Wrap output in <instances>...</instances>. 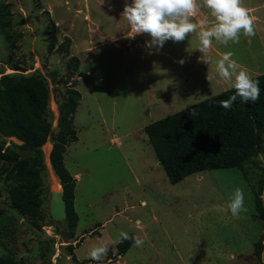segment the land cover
Wrapping results in <instances>:
<instances>
[{
  "label": "rangeland",
  "instance_id": "374dc122",
  "mask_svg": "<svg viewBox=\"0 0 264 264\" xmlns=\"http://www.w3.org/2000/svg\"><path fill=\"white\" fill-rule=\"evenodd\" d=\"M125 2L132 0H0L11 9L10 30L21 33L12 46L0 28V76L43 77L56 131L62 104L74 89L81 92L73 114L79 139L64 154L77 182L76 228H58L49 214L50 191L63 187L50 162L49 140L43 147V220L11 207L13 182L0 170V208L14 218L0 249L22 264H264L255 253L256 242L264 241L255 204L257 193L264 201V150L241 169H207L172 183L145 131L151 122L229 89L216 71L226 53L251 77L264 73V0H243L255 36L241 34L239 43L228 45L213 40L205 54L197 49V33L159 49L146 47L147 34L129 37L121 16ZM192 20L206 28L215 23L206 8ZM237 188L247 210L233 216L228 203ZM121 233L144 243L120 253ZM101 243L108 249L102 260L88 258Z\"/></svg>",
  "mask_w": 264,
  "mask_h": 264
},
{
  "label": "trees",
  "instance_id": "16d2710c",
  "mask_svg": "<svg viewBox=\"0 0 264 264\" xmlns=\"http://www.w3.org/2000/svg\"><path fill=\"white\" fill-rule=\"evenodd\" d=\"M11 14L7 4H0V28L13 46L21 33L10 30ZM55 28L52 21L51 50L57 41ZM252 78L258 80L260 86V98L255 102L243 103L237 98L230 109L220 107L219 101L235 94V90L229 88L145 127L159 162L172 183L207 169H241L264 150V73ZM80 98L81 92L74 89L62 104L56 131L47 115L50 92L43 77L4 72L0 76V136L3 138L0 160L4 161L0 170H7L5 179L13 182L9 191L11 207L23 214L45 218L43 172L47 170V161L43 147L51 140L50 162L61 178L68 211L66 225L72 229L79 222L75 207L77 182L64 162V154L67 145L79 139L73 114ZM26 151L31 154L24 155ZM255 204L257 215L264 219V201L259 193ZM12 222L14 218L0 208V243ZM128 236L135 237L133 234ZM133 243L131 239H122L117 244L119 252L126 253ZM255 253L258 258H264L263 239L256 242ZM0 264L22 262L12 252L0 249Z\"/></svg>",
  "mask_w": 264,
  "mask_h": 264
},
{
  "label": "clouds",
  "instance_id": "9594fccd",
  "mask_svg": "<svg viewBox=\"0 0 264 264\" xmlns=\"http://www.w3.org/2000/svg\"><path fill=\"white\" fill-rule=\"evenodd\" d=\"M199 8L209 9L215 23L205 27L203 22H193ZM121 16L127 21L131 35L147 34L150 40L145 42L148 48H162L168 40L174 43L183 42L192 33L198 34V50L205 54L212 46L213 40L224 45L239 43L240 36H255L254 20L244 6L243 0H132L125 2ZM199 30V31H198ZM183 63V59L179 61ZM207 63V61H205ZM219 77L228 82L235 94L226 100L219 101V106L230 109L240 99L243 103L255 102L260 98L259 81L231 58V53L224 54L216 61ZM207 78V77H206ZM192 115H195L193 112ZM228 208L233 216L246 211L244 192L237 188L229 197ZM123 239H131L136 247L144 241L138 237H129L121 233ZM107 246L98 244L88 251V258L101 261L107 254ZM264 255V254H262Z\"/></svg>",
  "mask_w": 264,
  "mask_h": 264
},
{
  "label": "water",
  "instance_id": "95a60500",
  "mask_svg": "<svg viewBox=\"0 0 264 264\" xmlns=\"http://www.w3.org/2000/svg\"><path fill=\"white\" fill-rule=\"evenodd\" d=\"M54 182L56 184V177H53ZM57 179L61 180L60 176L57 175ZM54 188L50 191L48 205H49V213L52 216L54 222L60 227L63 226L67 222V202L64 198V188H56V185L53 186Z\"/></svg>",
  "mask_w": 264,
  "mask_h": 264
},
{
  "label": "crops",
  "instance_id": "0c3cea01",
  "mask_svg": "<svg viewBox=\"0 0 264 264\" xmlns=\"http://www.w3.org/2000/svg\"><path fill=\"white\" fill-rule=\"evenodd\" d=\"M77 176V175H76Z\"/></svg>",
  "mask_w": 264,
  "mask_h": 264
}]
</instances>
